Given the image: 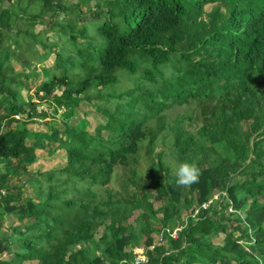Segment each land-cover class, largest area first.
<instances>
[{
	"label": "trees",
	"instance_id": "trees-1",
	"mask_svg": "<svg viewBox=\"0 0 264 264\" xmlns=\"http://www.w3.org/2000/svg\"><path fill=\"white\" fill-rule=\"evenodd\" d=\"M4 2L0 0V38L13 26L12 0ZM62 3H55L56 12H66ZM204 4L211 7L205 10ZM96 7L93 14L103 18L106 44L92 78L73 89L66 77L54 76L39 89L41 101L50 99L55 110H62L65 137L57 146L65 150L64 166L28 169L36 154L35 146L27 144L34 133L26 124L47 112L38 110L40 99L17 98L14 67L4 75L8 68L0 62V113L5 111L9 121L22 115L0 132V264H129L134 252L128 259L124 251L130 243L145 247L154 240L143 264H264V0H113ZM120 68L149 83L145 94L127 91L131 98L93 133L71 124L85 98L79 96L82 88L91 79L99 89L115 82ZM60 87L61 93H55ZM191 98L199 101L200 124L191 133L173 126L168 144L176 165L195 163L200 169L199 183L187 187L193 198L182 201L165 180L169 166L158 151L137 202L147 219L124 223L129 210L121 208L124 203L97 202L91 185L108 191L115 165L127 164L128 154H135L149 133L154 143L163 130L162 124L156 131L144 129L145 120L166 105ZM72 177L80 180L77 195L61 197ZM147 189L165 194L157 209ZM215 193L233 209L225 219L210 201ZM194 206L198 213L175 238L166 233L159 238L165 227L181 224L183 211ZM6 214L18 220L10 241L2 236ZM233 231L246 242L251 239L258 252L244 256L240 234ZM217 233L223 234L222 243L213 242Z\"/></svg>",
	"mask_w": 264,
	"mask_h": 264
},
{
	"label": "rangeland",
	"instance_id": "rangeland-1",
	"mask_svg": "<svg viewBox=\"0 0 264 264\" xmlns=\"http://www.w3.org/2000/svg\"><path fill=\"white\" fill-rule=\"evenodd\" d=\"M58 1L12 0L9 15L13 26L12 29L4 32L0 38V62L3 63V67L8 68L6 71H2L4 75L11 72V66L14 67L13 74L16 75L17 80L13 89L17 91L16 96L20 100L29 101V98H31L38 101L42 96V92L39 91L42 84L54 76L66 77L68 86L73 89L78 87L86 77L92 78L95 72L94 65H97L99 59V52L103 50L106 44L100 30L103 18L96 19L93 11L97 9L96 5L98 3L104 4L106 1L111 2L113 0H62L66 12L59 10L56 12V8L53 6ZM7 3L8 0H5L3 5L6 6ZM50 3L51 5H49ZM210 7L211 5L204 4L205 10ZM55 56L57 57L55 58ZM116 74L119 76L115 82L109 83L100 89L96 88L93 79H91L89 86L82 88L79 96L85 98H83L80 106L76 108L75 115L70 120L71 124L78 123L77 128L82 129L83 127L93 133L97 124H105L107 121L106 116L115 115L117 110L131 98L127 91L134 89L132 93L143 95L146 88L149 87V83L140 76L136 79L138 73L131 74L126 69L120 68L116 71ZM29 89L31 90L29 91ZM61 89V87L55 89V93L60 94ZM2 97L3 93L0 94V98ZM39 101L38 110L47 112V115L45 118L38 120V127H35L32 124L33 122L27 123L26 127L30 132L38 135L37 139L40 140L38 145L45 146L46 143L50 145V152H48L49 155L44 162H40V164L30 162L28 167L38 169V171H46L50 168H60L65 164V150L59 148L58 143H56L62 142L65 136L62 131L63 126L59 125L62 110L59 107L55 110V103L50 99H42V101L40 99ZM21 117V113H17L15 120L9 121L6 114H0V132L13 127ZM46 121H48V124L45 123ZM56 123L57 125H55ZM50 124L52 126H49ZM160 124H162L163 130L158 133L154 143L152 135L149 133L147 140L139 143L138 151L135 154H128L129 161L127 164L115 165L114 177L108 186V191L103 187L91 185V189L96 192L97 202L105 199L106 201L119 199L124 203L121 208L129 210L122 221L129 225H134L136 218L147 219L146 212L137 206V202L150 179V164L159 158L158 151L162 152L161 158L169 166L165 180L175 186L177 195L182 201L193 198V193L189 192L187 187L176 183L173 169L177 165L168 142L173 139L172 130L170 129L173 126H178L189 133L196 131L200 124L199 101L191 98L189 103L166 105L157 115L146 119L143 128L148 131H156ZM102 134L106 138L109 133L105 130ZM30 142L27 141V143ZM152 143L154 148L151 152ZM42 157L43 154H40L38 158L42 159ZM79 181V178L72 177L69 180V188L64 193L58 192L60 196L73 197L77 195L78 191L75 187L77 188ZM86 181L84 180L82 184H85ZM48 184L44 183L45 187ZM58 188L61 189V187ZM146 191L150 194L149 201L153 202L155 209H157L163 203L165 194H156L154 190L150 189ZM210 201L221 208V219L230 216L233 209L221 197H218V194H213ZM132 203L136 204V208H133ZM196 208L198 207L194 206L189 212L183 211V221L179 224L182 227L181 229L186 226L188 219L196 213ZM160 215L162 214L159 213L158 216ZM176 225L177 223L172 227ZM102 229L101 226L99 232ZM128 230L131 235V229ZM233 233L236 234V237L239 236L238 233L240 234L238 231H233ZM246 233H249V230ZM222 237L223 234L221 233L215 234L213 242L216 244L221 243ZM237 241L244 256L258 252L251 239H247L246 242L245 237H241L240 234ZM132 246H134L133 242L127 246V253L134 252ZM128 256V254L124 255V258L129 259ZM24 264L31 263L26 261Z\"/></svg>",
	"mask_w": 264,
	"mask_h": 264
},
{
	"label": "crops",
	"instance_id": "crops-1",
	"mask_svg": "<svg viewBox=\"0 0 264 264\" xmlns=\"http://www.w3.org/2000/svg\"><path fill=\"white\" fill-rule=\"evenodd\" d=\"M31 90V89H30ZM29 90V91H30ZM82 103V102H81ZM60 109V108H59ZM0 114H6V116H7V113L4 111V112H2V113H0ZM54 118H55V116H53ZM60 122V124L59 125H62V123H61V120L59 121ZM71 122V121H70ZM32 124H34V126L35 127H38L39 126V122L37 121V122H33ZM78 124V123H77ZM77 124H74V125H77ZM55 125H57V123L55 124ZM98 125V124H97ZM96 125V126H97ZM99 125H102V124H99ZM37 136L38 135H36V134H33V138H31V139H28L29 141H31L30 143H27L28 145H34L35 146V154H36V156H35V158H34V160L32 161V163L33 164H35V163H37V164H40V162H44L45 161V159L47 158V156L49 155L48 154V152H50L49 151V148H50V145L49 144H47L46 143V145L44 146V145H38L39 143V139H37ZM56 143H58V142H56ZM40 154H43V157H42V159H39L38 157H40ZM27 166H28V164H27ZM62 166H64V165H62ZM61 166V167H62ZM28 169H30L29 167H28ZM30 170H32V171H37L38 169H30ZM43 171V170H42ZM31 191V192H28V194L29 195H33L32 194V190L29 188L28 189V191ZM0 212H2V210L0 209ZM3 219H4V224H5V227L2 229V236L4 237V239L6 240V241H10L11 239H12V237L15 235V232H16V229L14 230V227H15V225L18 223V220H17V218H15L13 215H10V214H6V215H3ZM17 226V225H16ZM23 228V227H22ZM16 236V235H15ZM222 243V242H221ZM15 247H18L19 248V246H15ZM135 247H137V246H132V249L134 250L135 249ZM124 254H128L130 257L133 255V252H129V253H127V250L125 249V251H124ZM27 262H29V263H31V264H34L33 262H35V261H27Z\"/></svg>",
	"mask_w": 264,
	"mask_h": 264
},
{
	"label": "clouds",
	"instance_id": "clouds-1",
	"mask_svg": "<svg viewBox=\"0 0 264 264\" xmlns=\"http://www.w3.org/2000/svg\"><path fill=\"white\" fill-rule=\"evenodd\" d=\"M200 174V169L195 163L180 162L173 169L176 183L184 187H191V185L199 183Z\"/></svg>",
	"mask_w": 264,
	"mask_h": 264
},
{
	"label": "built area",
	"instance_id": "built-area-1",
	"mask_svg": "<svg viewBox=\"0 0 264 264\" xmlns=\"http://www.w3.org/2000/svg\"><path fill=\"white\" fill-rule=\"evenodd\" d=\"M219 193L222 194V195H224L223 192H219ZM215 194H217V193H215ZM196 209H197L196 210V213H198V208H196ZM196 213H194V215H196ZM181 228L182 227H180L179 224H177L176 226L171 227V228L165 227L164 228V231H161V233L159 234L160 235L159 238L162 237V234L163 233L168 234V236L170 238H175L176 235H177V233H178V231ZM156 242L157 241L154 240L148 246H145V247H136L134 249V255H133L132 259L128 260L127 262L129 264H143V263L147 262L148 261V252L152 251L155 248ZM123 261H125V259Z\"/></svg>",
	"mask_w": 264,
	"mask_h": 264
}]
</instances>
